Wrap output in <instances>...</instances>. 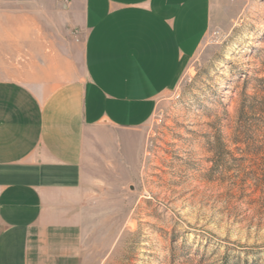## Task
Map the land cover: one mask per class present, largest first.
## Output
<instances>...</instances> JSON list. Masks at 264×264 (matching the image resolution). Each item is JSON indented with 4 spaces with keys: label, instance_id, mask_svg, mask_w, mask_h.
<instances>
[{
    "label": "rangeland",
    "instance_id": "374dc122",
    "mask_svg": "<svg viewBox=\"0 0 264 264\" xmlns=\"http://www.w3.org/2000/svg\"><path fill=\"white\" fill-rule=\"evenodd\" d=\"M70 1L0 0V78L31 82L23 61ZM102 132L126 149L95 141L88 156L79 264H264V0H212L203 44L151 120Z\"/></svg>",
    "mask_w": 264,
    "mask_h": 264
},
{
    "label": "crops",
    "instance_id": "0c3cea01",
    "mask_svg": "<svg viewBox=\"0 0 264 264\" xmlns=\"http://www.w3.org/2000/svg\"><path fill=\"white\" fill-rule=\"evenodd\" d=\"M60 17L23 61L31 82L0 78V264H79L95 141L125 153L102 131L151 120L203 44L212 0H71Z\"/></svg>",
    "mask_w": 264,
    "mask_h": 264
}]
</instances>
